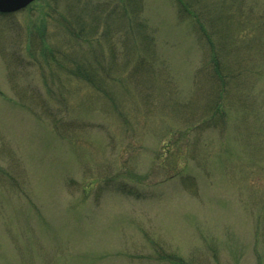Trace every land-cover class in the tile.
I'll list each match as a JSON object with an SVG mask.
<instances>
[{"label": "rangeland", "instance_id": "1", "mask_svg": "<svg viewBox=\"0 0 264 264\" xmlns=\"http://www.w3.org/2000/svg\"><path fill=\"white\" fill-rule=\"evenodd\" d=\"M144 1L145 15L157 28V48L149 56L152 83L139 84L146 73L135 71L132 57L120 56V64L129 62L125 73L137 77L126 76L132 95L107 78L109 97H100L73 77L67 82L75 91L63 93L69 108L57 101L59 81L50 76L54 93H48L42 75L59 67L20 44L35 32L34 5L33 14H16L17 26L0 17V264H264V102L248 113L241 106L230 110L227 128L204 131L203 143L190 131L196 155L188 147L187 166L165 177L159 166L167 145L186 131L172 116L186 117L189 109L166 108L162 101L191 95L192 109L200 112L213 90L205 76L193 84L201 52L195 35L175 17L172 0ZM248 1L255 12L246 7L244 18L253 24L264 13V0ZM60 2L66 13L68 0ZM18 29L25 32L14 35ZM52 31L58 36L50 44L61 54L93 58L87 42L72 46L76 42L62 27ZM255 51L264 55L260 40ZM257 69L262 77L250 96L259 99L264 64ZM21 88L41 89L55 113L63 109L70 129L58 133L45 116L35 118L28 102L18 101ZM119 182L126 193L117 190Z\"/></svg>", "mask_w": 264, "mask_h": 264}, {"label": "trees", "instance_id": "2", "mask_svg": "<svg viewBox=\"0 0 264 264\" xmlns=\"http://www.w3.org/2000/svg\"><path fill=\"white\" fill-rule=\"evenodd\" d=\"M60 1L62 0H53L52 3V0H37L25 8L31 14H33L31 6L34 5L37 10V21L33 24L35 32L30 31L29 35L27 34L29 40L19 37H21L20 44L27 46L33 55L38 56L41 51V56L46 63L52 61L55 68L59 67V71L51 70L50 73L43 72L42 75L48 93H54V87L49 84V81L51 82L52 79L59 81L57 83L59 93L56 94V98L62 106L68 108L70 106L63 93L70 96L75 91L74 83L67 82L73 77L86 81L96 90L95 95L104 98L109 97L110 94L109 85L106 84L107 78H112L117 81V85L121 83L126 93L131 96L133 90L131 88L128 90L125 82L129 80L126 76H129L130 71L125 73L124 70L128 68L129 62L120 64V56L132 57L130 64L134 65L135 71L146 73L141 80L137 79L141 82L139 84L152 83L154 79L150 74L154 70L152 63L154 57L151 59L149 56H152L157 48V28L155 30L150 19L145 15L144 0H75V4L68 0V5H65L66 13L59 9V4L62 3ZM171 2L175 9V17L180 24L187 26L191 34L195 35L196 46L201 52L202 66L194 72L193 84L194 78L205 76L210 90H213V95L210 92L207 99H210L211 95L212 98L208 106L200 112L192 109L191 95L184 101L172 99L171 104H165V101H162V106L166 105V108L183 105L189 109V115L186 117L172 116L177 117L176 120L183 124L182 128L186 131H183L182 136L178 135L174 140L170 139L167 145V154L159 166V169L165 172V177L178 175L185 168V164L187 166L185 162L188 157L187 148H192L191 153L195 151L194 144L188 141L187 134L190 131H197L200 138V134L208 129L227 128L230 110L233 108L239 110L241 106L248 113L253 108V111L256 110L257 103L264 102V91L260 93L259 99L254 94L250 96V92L255 90L262 77V71L257 69V65L264 64V58L262 59L264 55L259 56L255 48L259 40L264 47V30H262L264 13L261 16H254L258 20L252 24L247 23L244 18L247 16L246 7L255 12V7L248 0H172ZM253 3L257 4V2ZM260 9L264 10V7ZM18 12L0 13V17L9 19L10 27H14L17 26L15 17ZM55 26L62 27L72 36V41L76 42L72 46L79 45V41L82 40L87 42L90 49L88 54L93 58L80 54L81 52L61 54L59 48L50 44L49 41L52 36H58L57 32L52 31ZM30 27L31 23L25 31L28 32ZM247 29L251 31L248 32ZM25 31L18 29L14 35ZM115 35H118L117 39ZM106 49L111 54L108 53L109 57L105 53ZM255 66L256 69L253 72ZM132 76L137 78L131 74L129 77L132 80ZM18 91L21 98L18 100L20 104L28 102L30 106L27 108L39 121H43L45 116L50 120L53 126L51 128L58 133L70 129L72 125L62 121L64 120L61 115L63 109H57L55 113L50 103L52 101L43 96L44 92L41 89L33 88L31 92L21 88ZM35 92L38 93L37 98H33ZM82 97L85 98L82 92L76 95V99L81 101V104L85 102ZM119 110L122 109L118 107ZM199 140L203 143L202 138ZM182 141L186 144H182ZM193 154L196 155L194 152ZM126 189L125 183H118V191L126 193ZM178 261L183 262L182 259Z\"/></svg>", "mask_w": 264, "mask_h": 264}, {"label": "water", "instance_id": "3", "mask_svg": "<svg viewBox=\"0 0 264 264\" xmlns=\"http://www.w3.org/2000/svg\"><path fill=\"white\" fill-rule=\"evenodd\" d=\"M35 0H0V12L11 13L26 8Z\"/></svg>", "mask_w": 264, "mask_h": 264}]
</instances>
